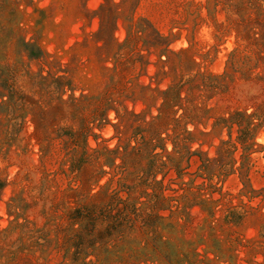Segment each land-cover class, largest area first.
<instances>
[{
	"label": "rangeland",
	"instance_id": "rangeland-1",
	"mask_svg": "<svg viewBox=\"0 0 264 264\" xmlns=\"http://www.w3.org/2000/svg\"><path fill=\"white\" fill-rule=\"evenodd\" d=\"M2 184L0 264H264V0H0Z\"/></svg>",
	"mask_w": 264,
	"mask_h": 264
},
{
	"label": "trees",
	"instance_id": "trees-1",
	"mask_svg": "<svg viewBox=\"0 0 264 264\" xmlns=\"http://www.w3.org/2000/svg\"><path fill=\"white\" fill-rule=\"evenodd\" d=\"M168 91V89H166V90H164V91H162V103H164L165 102V98H164V96H163V94H166V92ZM179 95L180 94H177V95H175V97H174V99L172 100V106H175V105H177L176 103H177V101L179 100ZM171 145H172V148L173 149H175V145L172 143V141H171ZM187 145V149H189L188 148V143L186 144ZM161 151L162 152H166V150H165V145H164V143H162L161 144ZM189 151V150H188ZM189 153V155H192V154H194L195 152H188ZM4 186H5V184H2V185H0V191H2V189L4 188ZM83 212V210H76V211H73V213L72 214H70L69 215V220L72 222V224H75V225H78L83 231H86V232H88V233H93V230H94V226H95V224H93V225H89V224H85L84 225V222L86 221V223L89 221L88 220V218H86V217H83L80 213H82ZM89 223V222H88ZM101 231H103V230H101ZM101 231H96L95 233L97 234V233H101ZM105 231V230H104ZM109 234L111 233V232H108Z\"/></svg>",
	"mask_w": 264,
	"mask_h": 264
}]
</instances>
